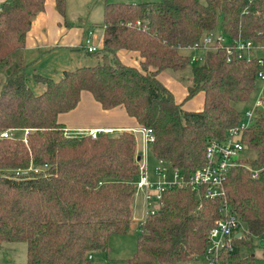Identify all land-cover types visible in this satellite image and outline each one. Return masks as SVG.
Instances as JSON below:
<instances>
[{"label":"trees","instance_id":"16d2710c","mask_svg":"<svg viewBox=\"0 0 264 264\" xmlns=\"http://www.w3.org/2000/svg\"><path fill=\"white\" fill-rule=\"evenodd\" d=\"M45 1L6 0L0 7V134L13 132L12 138L0 137V246L26 243L27 264H91L93 254L107 252L110 238L126 235L133 222L135 139L129 131L66 138L57 117L73 110L83 91L104 110L122 106L140 127L153 131L152 159L187 180L205 163L207 143L225 140L241 122L245 111L233 103H244L257 91L259 66L256 59L228 62L221 48L191 66L181 50L215 30L219 19L227 40L264 47V0L106 1L102 62L64 72L58 81L34 73L42 87L35 94L17 57ZM65 7L66 0H55L63 17ZM119 50L138 53L141 70L120 62ZM160 72L188 82L186 100L203 93L202 110L184 111L157 79ZM262 109L241 133V143L256 154L243 163L258 170L259 178L252 179L244 167L231 169L223 198L255 237L264 236V95ZM30 166L40 171H23ZM220 206L189 188H166L154 214L138 223L127 264L203 261ZM252 261L228 252L219 257V264Z\"/></svg>","mask_w":264,"mask_h":264},{"label":"built area","instance_id":"2783aa9c","mask_svg":"<svg viewBox=\"0 0 264 264\" xmlns=\"http://www.w3.org/2000/svg\"><path fill=\"white\" fill-rule=\"evenodd\" d=\"M136 26L139 27L140 23L137 22ZM219 48L224 50L228 62L232 59L246 60L247 62L256 59L259 66L257 79L262 83V87L259 89L254 106L244 112L241 122L237 127L229 130L227 138L223 141L208 142L205 148V163L191 174L187 180L184 179L182 174L174 170V181L165 182L166 177L163 166L165 162L156 161L155 175L157 176V180H152L146 169L148 165L146 155L154 142L153 131L146 128H139L136 131L141 137L140 144L143 148L141 150L142 157L138 161L140 162V169L135 187L136 191L143 192L146 208L145 217L149 214H154L157 208L154 204L158 206L162 192L166 188L175 185L189 188L200 195L202 199L219 200L221 202L219 218L215 221L206 239V250L202 259L205 264H219V257L222 253L234 252L235 236L237 234L243 235V231H239L242 222L223 201L225 195L224 184L228 172L233 168L244 167L250 172V176L254 180L259 178L260 173L259 171L252 170L248 165L241 163L244 160L242 154L244 151H247L241 143V133L253 125L258 110L263 107L264 57H254L251 54L254 50L264 52V47H257L251 41L227 40L223 31L220 30L217 33L210 31L204 34L199 43L182 50H190L192 52L190 65L199 66L203 64L206 52ZM83 49L87 54H95L99 50L93 42L92 31L87 32L83 40ZM23 134L26 136L28 130L23 131ZM85 135L95 139L99 133L90 130ZM0 136L4 139L11 138V131H4Z\"/></svg>","mask_w":264,"mask_h":264},{"label":"crops","instance_id":"0c3cea01","mask_svg":"<svg viewBox=\"0 0 264 264\" xmlns=\"http://www.w3.org/2000/svg\"><path fill=\"white\" fill-rule=\"evenodd\" d=\"M5 1L6 0H0V7ZM73 1H80L83 3L84 0H66V7L67 5L72 4ZM65 16H61L56 11L55 0H46L44 10L38 13L33 19L31 27L26 34L25 47L17 57V64L26 66L27 76L29 77V81L33 82L32 90L36 94H39L42 89L33 81L34 73L58 81L64 72L72 71L80 67H91L98 63L96 58L86 54L83 49V40L89 31L86 32L84 30L70 27ZM102 37L103 34L100 42L97 39L94 40V43L99 50H102L103 47ZM116 56L120 62L139 68L141 59L138 53L119 50ZM157 79L172 93L176 103L181 104L184 111L199 112L202 110L204 99L203 93H198L192 99L186 100L188 84L185 82L187 81L182 82L176 76L168 72H160L157 75ZM2 82L3 76L0 74V88ZM58 122L63 124L68 137L72 138L81 137L85 135V132L90 130L100 132V134L106 133L109 135H117L122 131L133 132L140 128L137 121L128 116L122 106L110 110H104L88 92H82L77 106L68 113L60 114L58 116ZM137 155H140V158L142 157L139 147L137 148ZM149 157H151L150 148L146 155V161L148 164L146 168L147 172L149 169L148 166L150 165V161H148ZM141 193L143 194V192ZM140 221L141 220H136L135 218L133 205L132 224L135 226V224ZM132 224L130 225L131 227ZM131 227L129 228L128 233L130 232ZM242 239H244L243 235L240 236L239 234V237L236 238L238 243H234V248L239 245V242ZM4 247V245L0 246V264H27L26 255L25 262L23 261L24 258L22 256L15 257V261H13V256L10 255V253H6L9 250ZM254 257L256 258L255 254L252 255V258ZM91 260H93V257Z\"/></svg>","mask_w":264,"mask_h":264},{"label":"rangeland","instance_id":"374dc122","mask_svg":"<svg viewBox=\"0 0 264 264\" xmlns=\"http://www.w3.org/2000/svg\"><path fill=\"white\" fill-rule=\"evenodd\" d=\"M106 1L107 2L138 3V2L151 1V0H84L83 3H81L80 1H73L72 4L67 5L66 11H65L66 12L65 17L67 18L69 26L73 27L74 29L84 30L86 32L91 30L93 42L95 39H97L100 42L101 36L103 34V7H104V4ZM220 30L222 31V27H221V20L219 19V23L217 25V28L215 30H213V32L217 33ZM99 52H101V50H98L95 54H88V55H91V57L96 58L98 63H101L102 62V58H101L102 54H98ZM181 54L187 56L188 58L192 57V52L190 50H181ZM201 54H203V53H201ZM251 55L255 56V57L256 56H258V57L263 56L264 57V52L261 50H254ZM141 61H142V59H141ZM141 61H140L139 68L135 67L138 70H141ZM127 66H129V65H127ZM149 71H153V69L149 68ZM28 83L32 89L33 82L29 81ZM185 83L188 84V82H185ZM37 85L39 86V88L42 89V87L39 84H37ZM257 87H258L257 91H254L251 94L250 98L246 102H244V103H233V106L239 112H244L246 110L251 109L254 106V103H255V101L258 97V94H259V89L262 87V83L257 82ZM83 92H87V91H83ZM41 93H42V91L39 94H41ZM79 100H80V98H79ZM259 110H263V109L260 108ZM57 122H58V117H57ZM58 124H60V123L58 122ZM60 125L64 128L63 124H60ZM140 128H142V127H140ZM92 131H94V130H92ZM129 132H131V131H129ZM28 133H29V131H28ZM98 133L100 134V132H98ZM131 133L133 134L134 139H135L136 161H137L138 171H139V169H140L139 163L140 162H138V161L140 159V155H137V148L139 147V150H142V148H143L140 144L141 137H140L139 133H137L136 131H133ZM12 134H13V132H11V135ZM17 134L19 136L22 135L21 133H17ZM17 134H15V135H17ZM64 136L66 138H72V137H68V134L65 130H64ZM83 136H87V135H83ZM87 137H89V136H87ZM7 139H9V138H7ZM91 139H93V138H91ZM22 141L26 142V136L24 134L22 135ZM206 147H207V145H206ZM150 150H151V147H150ZM242 155L244 157L243 159L245 160L246 158H254L256 154L254 152L244 151ZM244 160L241 161L242 164H243ZM148 161H150V165L148 166L149 167L148 173L151 176L152 180H157V176L155 175L154 160L151 157H149ZM141 163L143 164L142 161H141ZM156 165L157 164L155 161V166ZM163 166L165 169V171H164L165 177H166L165 182H173L174 177H175L174 176L175 175L174 170L171 167H169V165L166 163H164ZM23 171L38 173L40 171V169L35 168L33 166H30L27 170H23ZM256 171H258V170H256ZM15 174L17 176L24 175V173L21 172L20 170H17L15 172ZM154 206L158 207L156 204H154ZM134 214H135L136 220H141V221L144 220V217L146 214V208L144 209V197H143V194L141 193V191H137V196L135 197V200H134ZM137 225H138V223L135 224V226H134V224H132V227L130 226L131 227L130 232L127 233L126 235L112 236L109 240V243H108V248H109L108 251L107 252H100V253L96 252V253H94L93 254V260H91V264H127V262H126L127 259L132 257V255L135 251V248H136V241H137V236H138ZM240 230L243 231V238L244 239H242L239 242L238 246H235L234 253L238 254L240 258L252 256L253 254H255L256 258L254 257L252 262L254 264H264V236L255 237V236L249 235L247 232L246 226L243 223L241 224V228L239 229V231ZM3 245L5 246L4 247L5 249L9 250L6 253H10V255L13 256V261H15V257L22 256L24 258L23 261L25 262L26 247H27L26 243H23V242H21V243H5ZM186 264H205V263L203 261H199V262H190V263H186Z\"/></svg>","mask_w":264,"mask_h":264},{"label":"water","instance_id":"95a60500","mask_svg":"<svg viewBox=\"0 0 264 264\" xmlns=\"http://www.w3.org/2000/svg\"><path fill=\"white\" fill-rule=\"evenodd\" d=\"M239 237V234H237L236 236H235V238H238Z\"/></svg>","mask_w":264,"mask_h":264}]
</instances>
